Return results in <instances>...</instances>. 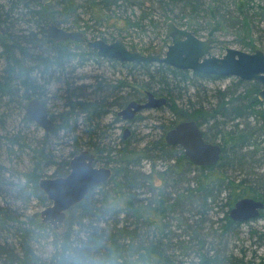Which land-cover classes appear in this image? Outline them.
<instances>
[{
  "label": "trees",
  "instance_id": "16d2710c",
  "mask_svg": "<svg viewBox=\"0 0 264 264\" xmlns=\"http://www.w3.org/2000/svg\"><path fill=\"white\" fill-rule=\"evenodd\" d=\"M134 6L138 17L121 18L129 27L160 28L171 20L194 34L204 31L211 43L218 29H229L251 51L264 23V0H0V264H65L69 250L89 264L245 263L244 251L235 250L244 222L228 212L241 197L264 202V172L255 171L264 167L261 84L233 77L224 88L210 87L224 77L103 58L86 39L55 41L46 30L64 24L86 36L90 25H79L80 10L118 27L120 8ZM88 62L110 65L117 75L79 73ZM147 91L166 98L171 117L156 137L121 134L117 141V109ZM33 97L45 106L56 101L52 132L26 118ZM181 120L196 121L203 138L219 144L215 164L194 165L180 146L165 143L166 130ZM83 147L112 174L66 212L58 232L28 208L32 200L49 203L39 179L65 175ZM3 157L23 164L9 166ZM258 236L263 240L264 230Z\"/></svg>",
  "mask_w": 264,
  "mask_h": 264
},
{
  "label": "water",
  "instance_id": "95a60500",
  "mask_svg": "<svg viewBox=\"0 0 264 264\" xmlns=\"http://www.w3.org/2000/svg\"><path fill=\"white\" fill-rule=\"evenodd\" d=\"M26 3L31 0H17ZM48 3L51 0H40ZM48 35L55 41L65 39L84 40L86 36L79 30H67L49 23ZM0 31L3 27L0 25ZM166 38L170 42L162 55L155 52L141 53L136 49H129L121 37L107 42L101 38L86 40L97 56L116 61L156 62L165 63L175 68L189 69L193 72L215 74L219 76H234L241 80L259 82L261 88L257 96L264 101V52L260 48L252 52L227 47L221 56L211 53L212 43L208 38H199L192 31L177 26L173 21L166 22ZM165 103V98H157L152 92H147L144 102L131 101L117 114L123 119H131L136 112L146 108H157ZM25 116L33 121L43 131L52 132L55 122L49 117L47 108L42 101L31 98L25 105ZM128 130H125L124 137ZM165 142L179 145L185 156L194 165H213L219 157V144L208 142L203 138L199 125L194 120L180 122L165 133ZM111 169L105 166L94 165V155L88 150H81L69 161V171L61 177H43L38 181L49 204L40 211V219L58 228L63 223L66 212L85 198L89 191L108 180ZM264 206L261 200L253 197H242L229 209V216L236 221H245L257 218ZM57 264H62L61 262ZM244 264H255L245 262Z\"/></svg>",
  "mask_w": 264,
  "mask_h": 264
},
{
  "label": "rangeland",
  "instance_id": "374dc122",
  "mask_svg": "<svg viewBox=\"0 0 264 264\" xmlns=\"http://www.w3.org/2000/svg\"><path fill=\"white\" fill-rule=\"evenodd\" d=\"M113 8V7H112ZM123 8H120L118 11V15L120 17V21L118 23V27L114 26L112 22L108 21H97L94 18L90 19V13L86 12L84 10L81 11V17L83 19H80L79 25L83 27V24L90 25L89 29H87L86 33V40L88 39H94V38H101L107 41H112L115 38L121 37L125 43V45L129 49H136L138 51H141V53H147L150 52H156V53H162L165 50L166 44L170 41L165 36L166 31V23L165 25L161 26L160 28H155L152 25L148 24L146 19L143 21L144 24H146L147 29H141L139 27H129L130 24H125L121 18H125L126 16L130 17L131 20H133L134 17H138L141 12L140 9H138L136 6L133 7V11L128 8L125 11H121ZM136 14L135 16H133ZM155 10L153 11V17L156 19L158 18V13L154 14ZM61 27H64V24H61ZM261 31H258L255 35L257 39V45L256 48H260L264 52V23H260ZM72 29H78L79 31L82 30V28H72ZM199 38H209L204 31H200L198 34H195ZM235 35L232 32V30L229 29H218L217 35H216V41L212 43L211 53L217 56H220L222 53H224L226 47H232L236 49H241L244 51H251L247 48H244L242 45L237 43V39H235ZM166 39V40H165ZM113 69L110 68V65L107 64H96L88 62L82 69H80L79 73H84L87 75H94L99 73H104L106 76L111 75H117V71H112ZM111 74V75H110ZM233 77H224L218 82H211L209 84L210 87H216L220 86L224 88L226 85L231 84L233 81ZM88 80V79H86ZM52 91H54V86L52 87ZM54 98L50 99V102L48 103V108L50 111L53 109L51 108L52 104H56V101L53 100ZM264 108V107H263ZM140 119L135 120L133 123L126 125L129 130L130 134L133 133L132 138L133 139H140L145 134H150V137H156L160 135L162 132V128H152V126H156L159 122V117L164 116L167 119L171 117V113L168 110L167 106L159 109H147L140 112ZM9 120V119H8ZM111 120V114H109L105 119L104 122ZM9 123V122H8ZM7 122V126L9 125ZM122 124V123H121ZM126 124V123H123ZM1 125V124H0ZM120 126V125H118ZM116 126L115 128V134L114 137H116V140L118 141L120 139V135L122 134V131L125 127L120 128ZM1 128V126H0ZM2 130V129H0ZM42 130V129H41ZM149 137V138H150ZM148 138V139H149ZM140 144L141 141H140ZM67 152L68 149H65ZM5 164H8L9 166H15L20 165L21 163H16L17 160L15 157L13 158H6L3 157ZM25 159V158H24ZM27 159H25L26 161ZM18 166V167H20ZM145 170L149 169V166L147 163H145ZM262 173L264 172V167H259L255 169V171ZM50 173V171L48 172ZM157 181V180H156ZM158 182V181H157ZM44 207L38 206V203H36L35 200H32L29 205V211H37L38 217L40 218V211ZM216 217V216H215ZM58 232L63 231V226L60 224V226L56 229ZM241 232L239 236V240L236 241V247L235 250L240 253V251H244L243 259L244 262H254L256 264H264V257L263 256V250H264V239L259 238V233L264 230V219L263 218H254L247 221H244L241 225ZM254 231V232H252ZM251 232L254 234L252 235ZM46 253H50V247H45Z\"/></svg>",
  "mask_w": 264,
  "mask_h": 264
},
{
  "label": "flooded vegetation",
  "instance_id": "af4514ba",
  "mask_svg": "<svg viewBox=\"0 0 264 264\" xmlns=\"http://www.w3.org/2000/svg\"><path fill=\"white\" fill-rule=\"evenodd\" d=\"M31 1H36V0H31ZM40 1V0H39ZM52 1V0H51ZM50 1V2H51ZM29 2V1H28ZM22 3V2H21ZM43 3V2H42ZM49 3V2H48ZM47 4V3H46ZM1 25V24H0ZM2 26V25H1ZM59 27H61V26H59ZM62 28H64V29H67V28H65V27H62ZM67 30H78V29H67ZM81 31V30H80ZM1 32V31H0ZM3 32H4V29H3ZM148 92V91H147ZM147 92H146V96L145 97H143V99H137V100H135V99H132V100H130V101H128L126 104H124L120 109H122V108H124L129 102H131V101H137V102H144L146 99H147ZM46 108H47V111H48V114H49V117H51V114H50V110H49V108L47 107V106H45ZM120 109H118V111L120 110ZM117 111V112H118ZM117 112H116V114H117ZM140 112L141 111H138V112H136L135 113V115L131 118V119H129V120H126V119H123L122 117H121V115H118L117 114V117H118V119H119V121L117 122V123H115V128H116V126H118V125H120V126H118V127H120V128H123L124 127V125H125V127H124V129H123V131H122V138H126V137H128L129 135H130V130H129V128L126 126V125H128V124H131V123H133L135 120H138L136 117H137V115H140ZM141 117V116H140ZM140 119V118H139ZM54 121V120H53ZM122 123V124H121ZM123 123H126V124H123ZM197 123V122H196ZM37 125V124H36ZM128 130V133H127V135L124 137L123 135H124V133H125V130ZM43 130V129H42ZM202 130V129H201ZM84 149H88V150H90L92 153H93V155H94V165H96V166H105V167H109V166H106V165H103V164H101V163H97V162H95V158H96V154H95V152L93 151V150H91V149H89V148H87V147H83V148H81V150H84ZM81 150H79L77 153H79ZM77 153H75V154H77ZM74 154V155H75ZM73 155V156H74ZM72 156V157H73ZM71 157V158H72ZM70 158V159H71ZM70 159H69V161H70ZM68 166H69V163H68ZM110 168V167H109ZM111 169V168H110ZM69 171V170H68ZM68 173V172H67ZM66 173V174H67ZM65 174V175H66ZM111 174H112V170H111ZM65 175H63V176H65ZM111 176V175H110ZM48 177H61V176H48ZM43 178V177H42ZM110 178V177H109ZM108 178V179H109ZM106 182V181H105ZM100 185V184H99ZM43 192V191H42ZM48 200V199H47ZM48 202H49V200H48ZM50 203V202H49ZM48 203V204H49ZM47 204V205H48ZM46 205V206H47ZM263 209H264V207L262 208V209H260V211H259V214H261V212L263 211Z\"/></svg>",
  "mask_w": 264,
  "mask_h": 264
},
{
  "label": "clouds",
  "instance_id": "9594fccd",
  "mask_svg": "<svg viewBox=\"0 0 264 264\" xmlns=\"http://www.w3.org/2000/svg\"><path fill=\"white\" fill-rule=\"evenodd\" d=\"M65 264H89L78 250H69L65 253Z\"/></svg>",
  "mask_w": 264,
  "mask_h": 264
},
{
  "label": "bare ground",
  "instance_id": "6f19581e",
  "mask_svg": "<svg viewBox=\"0 0 264 264\" xmlns=\"http://www.w3.org/2000/svg\"><path fill=\"white\" fill-rule=\"evenodd\" d=\"M227 77H234V76H227ZM155 97H157V98H165L164 96H157V95H154ZM147 100V99H146ZM165 104H166V98H165V103H163L161 106H159V107H157V108H146V109H143V110H147V109H161V108H163V107H165ZM143 110H141V111H143ZM117 111H118V109H117ZM116 111V112H117ZM163 118H164V116H161V117H159V119H157V120H159L158 122V124H157V127L158 126H160L161 124H162V121H163ZM164 119H166V117L164 118ZM182 121H185V120H181V121H178L177 123H175L172 127H170L168 130H170V129H172V128H174L176 125H178L180 122H182ZM168 130H166V132L168 131ZM165 132V133H166ZM165 133H164V136H163V139H164V141H165ZM166 143V142H165ZM168 145H171V144H168ZM179 146V145H178ZM245 197H250V196H245ZM242 198V197H241ZM240 199V198H239ZM238 199V200H239ZM259 200V199H258ZM237 201V200H236ZM235 201V202H236ZM262 201V200H261ZM263 202V201H262ZM263 204H264V202H263ZM234 205V204H233ZM264 207V206H263ZM258 218H261V217H258ZM264 219V218H263ZM248 220H250V219H248ZM245 221H247V220H245ZM241 222H244V221H241ZM63 224V223H62ZM60 226V225H59ZM55 229H57V228H55ZM254 263V262H253ZM256 264V263H255Z\"/></svg>",
  "mask_w": 264,
  "mask_h": 264
}]
</instances>
